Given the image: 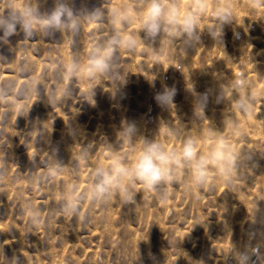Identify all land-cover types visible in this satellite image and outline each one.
<instances>
[{"label":"rangeland","instance_id":"1","mask_svg":"<svg viewBox=\"0 0 264 264\" xmlns=\"http://www.w3.org/2000/svg\"><path fill=\"white\" fill-rule=\"evenodd\" d=\"M78 1L72 0L74 9L78 10L80 6H84V8L87 7L88 10H91L101 7L104 3L106 13L110 12L108 10H111L114 6L119 7L127 2V0ZM10 2L22 6L24 0H0V11H4ZM179 3L183 10L185 7H193L196 0H179ZM202 3L204 4V10L199 30L203 32L205 28L206 32L207 28V33L212 26L211 22L215 19L211 13L215 11L216 6L221 4L231 7L232 24L224 26L221 45L217 43V46L205 32H201L202 35L200 37L203 40L200 39V43L191 47L179 39L174 44H168L166 43L167 34L163 33L155 43L145 41L138 44L134 50L121 49L117 54V71L116 67L114 69L115 72L120 74L121 78H103L93 82L92 87L96 88L94 89L95 95L93 97L94 106L91 105L88 99L89 78L86 73L73 78L70 84H67L72 91L70 98L62 101L60 99V91L66 84L63 73L69 58L73 55H78L81 58L85 57L92 42L106 39L111 33L112 26L107 19L105 26L99 29L95 25L85 23L81 27L79 34L71 42L65 39L68 44L64 38L68 39L69 37L60 33H55L49 37H44L37 33L35 37L28 39L19 29H17L16 35L8 38L7 43H0V58H3L0 59V162H2L0 163V249H2L5 259L11 260L16 257L19 264H197V262H202V264H235V260L231 255H228L231 245L238 251H244L245 249L256 248L258 246L257 243H259L261 245V247L259 245V253L250 257L249 264H264V259L259 258L264 256V236H262L264 235V196H262L264 194V186H262L264 181L262 180L264 179L261 178L264 177L261 175L262 173L264 174V164H262L264 161H261L264 157V147H262L264 146V111L260 110V107L264 105V100L262 101L264 99L262 96L264 95H258L259 93L264 94V87L262 88L264 86V54H262L264 46L262 47V45L264 44H261L264 41V28L262 27L264 26V13H262L264 12V0H202ZM38 4L42 12L49 11L53 6V0H38ZM127 32H139L138 25L136 23L128 25ZM139 34L143 38V33L140 32ZM204 35H206V38ZM246 35L250 37H246ZM258 35L261 37H259L261 43L257 40ZM94 36L95 39H93ZM232 36L233 39H231ZM253 37L257 40V43H255L256 40ZM242 38L246 40H242ZM206 39L207 41H205ZM209 40H212V42ZM239 41L244 42L240 45ZM62 42L66 44L64 46L68 50L64 48ZM260 44L261 47H258ZM239 45L240 49H238ZM212 46L219 51H215L216 48ZM255 46L260 50L263 49V51L255 49ZM153 48L159 54L160 58L158 60L153 57ZM224 51L229 53L227 54ZM237 54H240L241 61ZM252 56L255 57L256 62H254L255 59ZM231 57L233 60H230ZM193 59L198 63L194 64ZM226 59H228V64ZM235 59H238V61L236 62ZM229 60L231 63H229ZM246 61L248 65H246ZM232 63L237 64L231 65ZM243 65L245 70H248H243L245 71L244 74L242 73ZM228 66L232 67L233 71ZM233 67H238V69ZM189 70H192V72ZM229 70L232 73L236 71L234 74H238V76L242 73L243 75L241 76L247 82V95L251 102V110L254 109L249 113L251 116H248V112H245L247 113L245 117V113L241 114L235 111L233 102L242 95L239 89L232 88L230 99L228 92L225 91V86L230 87L234 79L238 78V76L233 74L234 78L229 77L232 76ZM224 71L226 73L223 74ZM205 72L208 73L204 75ZM227 72L230 74L228 73V75ZM246 73H248V76ZM250 74L252 78L251 76L249 77ZM216 75H220V77ZM223 75L224 77H222ZM125 76L126 80L124 83L122 78ZM154 76L156 77L155 80L149 83ZM226 77L227 79H225ZM193 79H195L193 82L190 81ZM103 81L105 84H103ZM110 82L113 83L111 84ZM186 82L188 84L192 82L196 94L207 93V103L210 104L206 106L207 108L210 107L208 112L212 113L205 111L206 120H194L192 112L194 97L186 91V86L188 85ZM117 84L120 86L116 89ZM165 87L175 88L176 90V95L173 98L174 109L167 110L162 108L155 100L156 94L162 92ZM219 91L223 93V101L216 102ZM185 92H187L189 97H187L188 95ZM233 92L234 94H232ZM52 96L56 97L55 101L50 99ZM257 97H260L258 103L260 104L262 101V105H258ZM231 103L234 105L232 106ZM230 106H232L233 110H229ZM255 106H258V108ZM104 107L107 112H105ZM191 107L192 111H189ZM226 109L227 115H229V111L232 119L236 121L238 132L223 124L222 120L227 115L221 112ZM254 111L256 112L255 116ZM68 113L70 117L67 115ZM211 114L214 115L211 116ZM259 115H261L260 118ZM256 116H258V119ZM96 117L99 120L104 119L103 121L100 120L102 124L98 119L96 120ZM254 118L255 120L253 121ZM241 120L243 121L241 122ZM247 121H252V124L250 123L251 126L247 124ZM162 122L168 123L170 127L176 129L179 135L176 139H172L161 130L156 138L165 146L166 150H176L177 152L180 151L182 140L189 136H195L199 138L197 142L198 154L206 156L212 151L211 149H214L208 133L209 127L211 126L214 129L217 128L215 130L221 131L225 142H227L226 144H230H228V147L233 144V147L229 149L232 151L234 148L233 151L235 153L232 152L235 155L239 152L238 157L240 159L237 158V168H239V165L240 168L237 169V172L239 173L240 170V173H237L236 176L239 175L240 177L238 176V178L234 179L235 176L233 178L235 185L232 183L233 185L226 186L218 171L210 166V169L214 168L215 171L211 170L208 176L209 179L207 178L201 187L196 188L192 185L189 178L191 177L189 170L178 168L176 180L171 185L163 186L166 197L164 199H161L154 192L147 191L142 183L136 182L133 189L136 193L134 203L125 202L119 195L104 203L90 201L86 193L93 169L104 164L107 167L111 161V157L106 151L107 143L113 144L118 154L129 163L134 160V153L130 151L126 143L121 142L119 137H117L122 125L124 123H134L138 128V135L153 139ZM255 126L256 128H254ZM77 127L78 131L76 130ZM242 127H245V130L249 127V130L240 129ZM241 130H244V132ZM245 133L250 134L247 135L249 137ZM253 134L257 136L258 141L261 138V142L259 141L260 144L262 143L261 146ZM244 136L246 137L244 138ZM253 137L255 140H253ZM248 138L250 143H248ZM234 141L237 145L233 143ZM245 141L247 142L245 143ZM251 144L253 146H250ZM255 145L257 148L259 146V150L255 148ZM238 146L242 151H238ZM247 146H250L251 149H248ZM135 147L138 150L140 144L136 143ZM252 147L255 149H252ZM79 148L82 150L80 151ZM85 150L88 151L89 156L87 163L84 164L80 162L78 156ZM260 150L263 151L260 152ZM250 153L255 156V161L249 160L253 156ZM256 154L258 155L256 156ZM95 158L98 160H95V166H92L94 161H91V159L94 160ZM55 159L65 167L56 175H52L51 167ZM241 159L245 163L239 161ZM101 162L104 163L102 164ZM249 163H253L251 165L252 172L250 165H246ZM256 163L262 166L259 167ZM241 164L246 166H241ZM245 167L248 168L245 172L247 171L249 174L247 172L243 173L244 169H246ZM254 171L256 176L259 175L260 178L253 174ZM183 173H187V176L183 175ZM252 174L253 180L251 179ZM211 175H213V179ZM185 179L187 183L183 182V185L182 181H185ZM214 179L215 181H213ZM254 179L257 180L256 183ZM241 181L244 183H241ZM246 181L249 184V188L246 187ZM219 182H223L227 187L228 191L225 188L226 194L223 191L225 186H222L223 184L221 183V187ZM238 182L242 186L239 185L240 183L237 184ZM252 185L254 186L253 189L256 190L255 192L250 190ZM69 186H75V194L83 197L80 205V214L77 216H68L62 210L63 201L61 200V194L67 193ZM236 186L241 188L238 187L236 189ZM229 188L232 189L229 190ZM194 191L199 196L194 195L196 194ZM231 192L233 196L234 194L236 195V197L234 196L235 198ZM251 194L254 196H251ZM210 195L215 196L214 198H216L217 202ZM155 197H157V201ZM210 199L213 200L211 201ZM252 200L254 203L251 202ZM166 201L167 204L165 203ZM255 201L256 205L252 208ZM213 202L215 205L218 204L220 211L217 205V207L213 205ZM226 203L233 208L234 212H231V209L229 210L230 206L228 207ZM173 204L176 205L174 209L171 207ZM165 205L169 207H165ZM161 206L163 207L161 208ZM246 208H248L247 211ZM256 208L255 218L259 219L260 217V222L259 220L257 222L255 218L254 220L256 221L253 220V213ZM235 210L237 211L235 212ZM217 212L218 216H216ZM237 213H242L241 215L244 216L248 215L245 218L241 216L237 219L238 217L236 218V216H240ZM156 216L157 218H155ZM227 217V220L223 219ZM247 217L252 218L250 220ZM240 219L241 222H237ZM252 220L258 225L256 223V226L253 225ZM223 223L225 224L221 225ZM259 223L261 227L255 229L260 226ZM160 225L162 226L160 227ZM127 226L131 229L127 228ZM169 226L171 229H169ZM247 226H252V230ZM229 227L231 229H228ZM104 228L110 233L106 234L107 232ZM126 228L129 232L132 230L130 232L132 234L129 235ZM253 229H255L254 232ZM182 231L185 233H182ZM255 232H259L260 239H257L258 235L257 233L255 235ZM99 233L101 234L99 235ZM143 234L145 236L141 238L140 236ZM157 234L158 236L160 235L161 239ZM261 237H263V240L260 242L258 240H261ZM146 238L149 239L147 240L148 242H146ZM15 239L18 240H16V243L14 242ZM151 240H156V245H154V241V244H152ZM144 243L150 244L149 247L146 245L145 249L143 247ZM153 248L156 249L154 250ZM20 251H23V254ZM33 255H37V257L34 258ZM0 264H6V262L2 261V257H0Z\"/></svg>","mask_w":264,"mask_h":264},{"label":"clouds","instance_id":"2","mask_svg":"<svg viewBox=\"0 0 264 264\" xmlns=\"http://www.w3.org/2000/svg\"><path fill=\"white\" fill-rule=\"evenodd\" d=\"M203 10L202 0H196L193 7H185L183 10L179 0H127L125 4L111 8L108 13L105 12L104 3L99 8L77 10L72 6V0H53L51 10L42 12L38 0H24L22 6L10 2L4 11H0V43H7L9 37L17 34V29L28 39L35 37L37 33L44 37L60 33L69 37L71 42L85 23L95 25L99 29L105 26L107 19L112 26L111 33L106 39L92 42L85 57L73 55L69 58L63 73L66 84L60 91L62 101L70 98L72 91L67 84H70L73 78L86 73L89 78L88 99L91 105H94L96 88L92 87L93 82L103 78H121L120 74L114 71L117 54L121 49L134 50L138 44L145 41L155 43L163 33L167 34L168 44H174L177 39L182 40L189 47L200 43L199 27ZM211 15L215 19L212 21L208 35L215 43L221 45L224 26L232 24L231 7L217 5ZM132 23L138 25L139 32H127L128 25ZM140 32L143 33V38ZM152 52L154 59L158 60L160 57L156 49L153 48ZM155 78L154 76L149 83ZM122 79L125 83L126 76ZM118 86L120 85L117 84L116 89ZM232 88L239 89L242 93L240 98L234 101L235 111L241 114L250 113L251 102L247 95V82L240 76L231 87H226L225 91L230 94ZM186 91L194 97V120L205 119L207 93L196 94L191 82L186 86ZM175 95V88L165 87L162 92L156 94L155 100L160 107L170 110L175 107L173 103ZM50 99L55 101L56 97L52 96ZM220 101H223V93L219 91L216 102ZM223 124L238 132L237 123L230 115L225 116ZM161 130L172 139H176L179 135L176 129L162 122L154 138L147 139L138 135V128L134 123H124L117 137L134 153V160L129 163L118 154L113 144L107 143L106 151L111 157L110 164L107 167L101 165L93 169L86 193L88 199L104 203L119 195L125 202L134 203L136 193L133 189L136 182L142 183L147 191L154 192L164 199L166 197L163 186L171 185L176 180L178 168L189 170L192 185L196 188L201 187L207 180L211 171L210 166H214L226 186L232 185L233 178L237 174V156L229 149L221 131L209 127L208 133L214 149L205 156L198 154L199 138L195 136L182 140L179 152L166 150L156 138ZM136 143L140 144L138 150L135 147ZM88 156L89 153L85 150L79 154L78 159L81 163H86ZM64 167L55 159L51 167L52 175H56ZM75 192V186H69L68 192L61 194L62 210L68 216L80 214L83 197L77 196ZM256 212L257 208L253 213V220ZM258 253L259 246L238 251L231 245L228 255L235 260V264H249L250 257ZM0 257L6 264H19L16 257L11 260L5 259L2 249H0ZM259 258L264 259V256Z\"/></svg>","mask_w":264,"mask_h":264},{"label":"bare ground","instance_id":"3","mask_svg":"<svg viewBox=\"0 0 264 264\" xmlns=\"http://www.w3.org/2000/svg\"><path fill=\"white\" fill-rule=\"evenodd\" d=\"M79 1H80V0H79ZM79 1H78V2H79ZM119 1H120V0H119ZM220 1H221V0H220ZM82 2H83V1H82ZM107 2H108V1H107ZM117 2H118V1H117ZM218 2H219V1H218ZM216 3H217V2H216ZM79 4H80V3H79ZM79 4H78V5H79ZM113 5H114V4H113ZM116 5H117V4H116ZM215 5H216V4H215ZM218 5H219V4H218ZM220 5H221V4H220ZM76 6H77V3H76ZM109 6H110V4H109ZM109 6H108V8H109ZM114 7H115V6H114ZM80 8H84V6H83V7L80 6ZM86 8H87V7H86ZM108 8H107V9H108ZM263 8H264V7H263ZM75 9H76V8H75ZM259 10H260V9H259ZM262 10H263V9H262ZM108 11H110V10H108ZM262 13H264V12H262ZM211 20H212V19H211ZM105 21H106V20H105ZM107 21H108V20H107ZM263 22H264V21H263ZM105 23H107V22H105ZM201 23H202V22H201ZM211 23H212V22H211ZM86 24H88V23H86ZM108 24H109V23H108ZM263 24H264V23H263ZM263 24H262V25H263ZM88 25H89V24H88ZM262 25H261V26H262ZM206 26H207V25H206ZM207 27H209V26H207ZM211 27H212V26H211ZM262 27L264 28V26H262ZM260 28H261V27H260ZM93 29L95 30V28H93ZM209 29H211V28H209ZM261 29H262V28H261ZM202 30H203V28H202ZM199 31H200V30H199ZM201 32H202V31H201ZM203 32H205V28H204V31H203ZM203 32H202V33H203ZM205 33H206V34L209 33V32L207 33V28H206V32H205ZM205 33H204V34H205ZM262 33H263V32H262ZM262 33H261V34H262ZM94 34H95V33H94ZM257 34H258V32H257ZM257 34H256V35H257ZM201 35H202V34H201ZM259 35H260V34H259ZM259 35H258V37H257V38H258L257 40H259V39L261 38V37H260L261 35H260V36H259ZM205 36H206V35H204V37H205ZM247 36H249V35H246V37H247ZM208 37H210V36L208 35ZM243 37H244V36H243ZM249 37H250V36H249ZM249 37H248V38H249ZM259 37H260V38H259ZM205 38H206V37H205ZM205 38H204V39H205ZM210 38H211V37H210ZM234 38H235V37H234ZM253 38H254V37H253ZM253 38H252V39H253ZM255 38H256V36H255ZM255 38H254V39H255ZM263 38H264V37H263ZM65 39H66V40H69V38H68V39H67V38H64V40H65ZM93 39H95V36H94ZM200 39H202V37H200ZM231 39H233V36L231 37ZM235 39H236V38H235ZM243 39H244V38H242V40H243ZM66 40H65V41H66ZM202 40H203V39H202ZM244 40H246V39H244ZM248 40H249V39H248ZM250 40H251V38H250ZM255 40H256V39H255ZM255 40H254V42H255ZM257 40H256L255 43H257ZM93 41H94V40H93ZM205 41H207V39H206ZM209 41H210V40H209ZM233 41H234V40H233ZM66 42H67V41H66ZM210 42H212V40H211ZM231 42H232V41H231ZM236 42H237V41H236ZM239 42H240V41H239ZM239 42H238V43H239ZM243 42H244V41H243ZM243 42H240V45H241V43H243ZM248 42H249V41H248ZM252 42H253V41H252ZM259 42L261 43L260 40H259ZM259 42H258V43H259ZM205 43L207 44V42H205ZM214 43H215V42H214ZM36 44H37V43H36ZM67 44H68V42H67ZM216 44H217V43H216ZM234 44H235V42H234ZM249 44H250V43H249ZM261 44H264V41H263V43H261ZM261 44L258 45V47H259V46L261 47ZM62 45L64 46V45H66V44H64V42H62ZM212 45H213V44H212ZM237 45H238V44H237ZM240 45L238 46V47H239L238 49L241 48ZM242 45H243V44H242ZM244 45H245V44H244ZM254 45H255V44H254ZM63 46H62V47H63ZM67 46H68V45H67ZM208 46H209V45H207V47H208ZM214 46H216V45H214ZM217 46H218V44H217ZM232 46H233V45H232ZM256 46H257V45H256ZM256 46H255V49L257 48ZM263 46H264V45H262V47H263ZM212 47H213V46H212ZM229 47H230V46H229ZM64 48H67V47L64 46ZM208 48H210V47H208ZM213 48H216V47H213ZM218 48H219V47H218ZM236 48H237V47H236ZM58 49H59V48H58ZM216 49H217V48H216ZM216 49H215V51H219L218 49H217V50H216ZM219 49H221V48H219ZM253 49H254V48H253ZM257 49H258V48H257ZM62 50H63V49H62ZM67 50H68V48H67ZM209 50H210V49H209ZM258 50H260V49H258ZM256 51H257V50H256ZM260 51H263V49H261ZM224 52H226V51H224ZM66 53H67V52H66ZM226 53H227V52H226ZM228 53H229V52H228ZM228 53H227V54H228ZM234 53H235V52H234ZM258 53H259V52H258ZM260 53H262V52H260ZM60 54H61V52H60ZM235 54H236V53H235ZM262 54H264V51H263ZM63 55H64V54H63ZM68 55H69V54H68ZM68 55H67V56H68ZM231 55H232V54H231ZM237 55L239 56L240 54H237ZM241 55H242V54H241ZM259 55H260V54H259ZM225 56H228V55H225ZM225 56H224V57H225ZM261 56H262V55H261ZM232 57H233V56H232ZM232 57L230 58V60L232 59ZM239 57H240V56H239ZM239 57H238V58H239ZM250 57H251V56H250ZM252 57H253V56H252ZM66 58H67V57H66ZM132 58H133V57H132ZM132 58H131V59H132ZM135 58H136V57H135ZM236 58H237V57H236ZM243 58H244V57H243ZM253 58L255 59V57H253ZM131 59H130V60H131ZM213 59H214V58H213ZM228 59H229V57H228ZM228 59H226L227 64H228V61H227ZM260 59H262V58H260ZM133 60H134V59H133ZM133 60H132V61H133ZM185 60H186V59H185ZM185 60H184V61H185ZM230 60H229V63H231ZM232 60H233V59H232ZM235 60H236V62L238 61V59H235ZM239 60H240V61L242 60L241 57H240ZM244 60H245V59H244ZM61 61H62V63H63L62 58H61ZM135 61H136V59H135ZM187 61H188V60H187ZM193 61H194V59H193ZM223 61L225 62V60H223ZM240 61H239V62H240ZM248 61H249V60H248ZM64 62H65V61H64ZM148 62H149V60H148ZM194 62H195V61H194ZM194 62H192V63H194ZM239 62H238V63H239ZM243 62H244V61H243ZM249 62H250V61H249ZM254 62H256V59H255ZM259 62H260V61H259ZM62 63H61V64H62ZM185 63H186V62H185ZM197 63H198V62H195L194 64H197ZM220 63H221V62H220ZM245 63H246V65H248V64H247V61H246ZM261 63H262V62H261ZM187 64H188V63H187ZM187 64H186V65H187ZM227 64H226V66H227ZM234 64H237V63H234ZM234 64L232 63L231 65H234ZM242 64H244V63H242ZM249 64H250V63H249ZM262 64H263V63H262ZM262 64H260V65H262ZM188 65H189V64H188ZM214 65H215V64H214ZM224 65H225V64H224ZM224 65H223V66H224ZM231 65H230V66H231ZM239 65H240V63H239ZM239 65H238V66H239ZM251 65H252V64H251ZM212 66H213V65H212ZM235 66H236V65H235ZM240 66H241V65H240ZM253 66H254V63H253ZM255 66H256V64H255ZM245 67H246V66H245ZM259 67H261V66H259ZM263 67H264V66H263ZM191 68H192V67H191ZM206 68H208V67H206ZM215 68H216V67H215ZM228 68L231 69V71H233L232 67L230 68V67L228 66ZM233 68H237V69H238V67H233ZM242 68H244V65H243ZM211 69H212V68H211ZM223 69H224V67H223ZM240 69H241V67H240ZM261 69H262V68H261ZM185 70H186V68H185ZM213 70H214V69H213ZM213 70H212V71H213ZM215 70H216V69H215ZM226 70H227V69H226ZM243 70H245V68L242 69V73H243V74H244L245 71H248L247 69H246L245 71H243ZM116 71H117V66H116ZM189 71L192 72V70H189ZM199 71H202V70H199ZM210 71H211V70H210ZM231 71L229 70V72H231ZM234 71H235V70H234ZM250 71H251V70H250ZM191 72H190V73H191ZM194 72H195V70H194ZM196 72H197V71H196ZM203 72H204V71H203ZM229 72H227V74H228ZM235 72H236V71H235ZM235 72H234V73H235ZM237 72H238V71H237ZM239 72H240V71H239ZM185 73H187V72H185ZM197 73H198V72H197ZM201 73H202V72H201ZM206 73H208V72H205L204 75H206ZM209 73H211V72H209ZM224 73H226V71H224L223 74H224ZM234 73L231 72V75L233 74V75L238 76V74H234ZM242 73L240 74V76L243 75ZM263 73H264V71H263ZM5 74H7V73H5ZM193 74H195V73H193ZM229 74H230V73H229ZM229 74H228V75H229ZM246 74H247V76H248V73H246ZM186 75H187V74H186ZM190 75H191V74H190ZM200 75H201V74H200ZM220 75H222V74H220ZM220 75H216V76H217V77H220ZM233 75H232V76H229V77H231V78L233 77V78H234ZM3 76H5V75L3 74ZM240 76H238V77H240ZM250 76H251V78H252V75H251V74L249 75V77H250ZM261 76H262V75H261ZM5 77H6V76H5ZM7 77H8V76H7ZM195 77H196V75H195ZM203 77H204V76H203ZM222 77H224V75H223ZM229 77H228V78H229ZM253 77H254V76H253ZM263 77H264V75H263ZM196 78H197V77H196ZM205 78H207V77H205ZM235 78H236V77H235ZM246 78H247V77H246ZM198 79L201 81V79H200L199 77H198ZM225 79H227V77H226ZM248 79H250V78H248ZM253 79H254V78H253ZM262 79H263V78H262ZM262 79H261V80H262ZM194 80H195V79L190 80V81L193 82ZM231 80H232V79H231ZM231 80H230V81H231ZM246 80H247V79H246ZM250 80H252V79H250ZM203 81H204V80H203ZM234 81H235V79H234ZM253 81H254V80H253ZM100 82H101V81H100ZM187 82H188V81H187ZM187 82H186V83H187ZM192 82H191V83H192ZM226 82H227V81H226ZM261 82H262V81H261ZM110 83H111V82H110ZM112 83H113V82H112ZM112 83H111V84H112ZM103 84H105L104 81H103ZM187 84H188V83H187ZM229 84H231V83H229ZM261 84H262V83H261ZM262 85H263V84H262ZM101 86H102V85H101ZM225 87H227V85H226ZM230 87H231V86H230ZM263 87H264V86H262V88H263ZM105 88H106V87H105ZM105 88H104V89H105ZM110 89H111V88H110ZM108 90H109V89H108ZM108 90H107V91H108ZM112 91H113V90H112ZM112 91H111V92H112ZM108 92L110 93V91H108ZM226 92H227V91H226ZM253 92H254V91H253ZM185 93L187 94V92H185ZM254 93H255V92H254ZM262 93H263V92H262ZM228 94H229V93H228ZM232 94H234V92H233ZM232 94H231V95H232ZM187 95H188V94H187ZM187 95H186V96H187ZM253 95H254V94H253ZM258 95L261 96V95H264V94L259 93ZM229 96H230V94H229ZM232 96L234 97V95H232ZM255 96H256V95H255ZM187 97H189V95H188ZM262 97L264 98V96H262ZM230 98H231V96L229 97V99H230ZM259 99H260V97H259V98L257 97V103L259 102V101H258ZM59 100H60V99H59ZM233 100H235V99H233ZM263 100H264V99H262V101H263ZM229 101H230V100H229ZM231 101H232V100H231ZM231 101H230V102H231ZM262 101L260 102L261 105H262ZM188 102H189V101H188ZM232 102H233V101H232ZM90 103H91V102H90ZM233 103H234V102H233ZM254 103H255V102H254ZM105 104L107 105V103H105ZM176 104H178V103H176ZM186 104H187V103H186ZM207 104H210V103H207ZM207 104H206V105H207ZM260 104L258 103V105H260ZM263 104H264V101H263ZM190 105H191V104H190ZM229 105H230V104H229ZM231 105L233 106L234 104L231 103ZM254 105H256V104H254ZM93 106H94V105H93ZM181 106H182V105H181ZM188 106H189V104H188ZM232 106H230L229 110L232 109ZM211 107H212V106H211ZM228 107H229V106H228ZM228 107H227V108H228ZM234 107H235V105H234ZM253 107H254V106H253ZM255 107L258 108V106H255ZM96 108H97V103H96ZM104 108H105V107H104ZM209 108H210V107H209ZM209 108H207V106H206V110H205V111H207V112L210 111V110H208ZM223 108H224V107H223ZM223 108H222V109H223ZM107 109H109V108L107 107ZM255 109H256V108H255ZM261 109H262V111H264V105H262V106L260 107V110H261ZM97 110H98V109H97ZM103 110H104V109H103ZM232 110H233V109H232ZM253 110H254V109H253ZM253 110H251V111H253ZM257 110H258V109H257ZM189 111H192V107H191V110L189 109ZM212 111H214V110H212ZM221 111H222V110H221ZM58 112H60V111H58ZM58 112H57V114H58ZM99 112H100V111H99ZM105 112H107V111H106V108H105ZM109 112H110V111H109ZM187 112H188V111H187ZM192 112H193V111H192ZM207 112H206V114H208V113H212V112H208V113H207ZM226 112H227V109H226L224 112H221V113H224V115H225ZM236 112H237V111H236ZM75 113H76V112H75ZM97 113H98V112H97ZM250 113H251V112H250ZM257 113H258V112H257ZM259 113H260V112H259ZM105 114H106V113H105ZM204 114H205V112H204ZM228 114L230 115L229 111H228ZM237 114H238V113H237ZM246 114H247V113H245V117H246ZM248 114H249V113H248ZM58 115H59V114H58ZM67 115L69 116V113H68ZM97 115H98V114H97ZM208 115H209V114H208ZM212 115H214V114H211V116H212ZM226 115H227V113H226ZM252 115H253V112H252ZM255 115H256V112L254 111V116H255ZM261 115H262V112H261ZM261 115H259V118L261 117ZM59 116H60V115H59ZM99 116H100V115H99ZM99 116H98V117H99ZM105 116H106V115H105ZM232 116H233V115H232ZM239 116H240V115H239ZM248 116H251V114H249ZM248 116H247V117H248ZM254 116H253V117H254ZM69 117H70V116H69ZM71 117H72V115H71ZM103 117H104V116H103ZM205 117L207 118V115H206ZM221 117H222V116H221ZM224 117H225V116H224ZM234 117H235V116H234ZM257 117H258V116H256V118H257ZM99 118H101V117H99ZM249 118H250V117H249ZM71 119H72V118H71ZM97 119H98V118L96 117V120H97ZM208 119H209V118H208ZM211 119H212V117H211ZM222 119H223V117H222ZM240 119H241V118H240ZM244 119H246V118H244ZM257 119H258V118H257ZM262 119H263V118H262ZM98 120H99V119H98ZM100 120H101V119H100ZM100 120H99V122L103 121L104 119L102 118V120H101V121H100ZM108 120H109V119H108ZM201 120H202V119H201ZM205 120H206V119H205ZM247 120H248V119H247ZM251 120H252V119H251ZM254 120H255V118L253 119V121H254ZM260 120H261V119H260ZM106 121H107V120H106ZM222 121H223V120H222ZM242 121H243V120H241V122H242ZM263 121H264V120H263ZM94 122H95V121H94ZM219 122H220V121H219ZM241 122H240V123H241ZM258 122H259V120H258ZM97 123H98V121H97ZM221 123H222V122H221ZM250 123L252 124V121H251V122H248V121H247V124L250 125ZM253 123H254V122H253ZM256 123H257V122H256ZM101 124H102V122H101ZM107 124H108V122H107ZM212 124H213V122H212ZM241 124H242V123H241ZM243 124H244V122H243ZM247 124H246V125H247ZM254 125H256V124L254 123ZM259 125H260V124H259ZM100 126H101V125H100ZM216 126H217V125H216ZM242 126H243V125H242ZM244 126H245V124H244ZM250 126H251V125H250ZM256 126H257V125H256ZM256 126H255L254 128H256ZM107 127H108V126H107ZM219 127H220V126H219ZM246 127H247V126H246ZM258 127H259V126H258ZM101 128H102V127H101ZM105 128H106V127H105ZM244 128H245V127H242V128H240V129H244ZM254 128L252 129V127H251L252 130H254ZM74 129H75V128H74ZM79 129H80V128H79ZM106 129H107V128H106ZM108 129H109V128H108ZM213 129H214V127H213ZM215 129H217V128H215ZM215 129H214V130H215ZM225 129H226V128H225ZM240 129H239V130H240ZM247 129L249 130V127H248ZM247 129H246V130H247ZM251 129H250V130H251ZM258 129H259V128H258ZM258 129H257V130H258ZM76 130L78 131V127H77ZM221 130H222V128H221ZM244 130H245V129H244ZM244 130H241V131L244 132ZM246 130H245V131H246ZM259 131H260V130H259ZM82 132H83V131H82ZM247 132L249 133V131H247ZM247 132H246V133H247ZM253 132H254V131H253ZM256 132H257V131H256ZM57 133H58V131H57ZM59 133H60V132H59ZM246 133H245V134H246ZM250 133H251V131H250ZM254 133H255V132H254ZM257 133H258V132H257ZM257 133H256V134H257ZM259 133H260V132H259ZM191 134H192V132H191ZM245 134H244V135H245ZM251 134H252V133H251ZM263 134H264V133H263ZM63 135H64V134H63ZM79 135H80V134H79ZM247 135H250V134H246V136H247ZM253 135H255V134H253ZM240 136H242V135L240 134ZM246 136H244V138H245ZM255 136H256V135H255ZM261 136H262V135H261ZM261 136H260V137H261ZM66 137H67V136H66ZM72 137H73V136H72ZM247 137H249V136H247ZM250 137H251V136H250ZM262 137H263V136H262ZM79 138H80V137H79ZM253 138H254V137H253ZM61 140L63 141L64 139H61ZM81 140H82V139H81ZM237 140H238V139H237ZM243 140H244V139H243ZM250 140H251V139H250ZM253 140H255V138H254ZM256 140H257V136H256ZM260 140H261V138H260ZM260 140H259V141H260ZM262 140H263V139H262ZM64 141H65V140H64ZM257 141H258V140H257ZM257 141H256V142H257ZM259 141H258V142H259ZM69 142H70V141H69ZM83 142H84V141H83ZM241 142H242V139H241ZM246 142H247V141H245V143H246ZM256 142H255V144H256ZM260 142H261V141H260ZM260 142H259V145L261 146L262 143L260 144ZM66 143H67V142H66ZM226 143H227V142H226ZM233 143H235V141H234ZM245 143H243V144H245ZM248 143H250V142H249V138H248ZM251 143H252V142H251ZM63 144H65V143H63ZM67 144H68V143H67ZM67 144H65V145H67ZM228 144H229V143H228ZM228 144H227V145H228ZM239 144H240V143H239ZM253 144H254V143H253ZM253 144H251L250 146H253ZM50 145H51V144H50ZM65 145H63L64 148H66ZM212 145H214V144H212ZM212 145H211V147H212ZM229 145H230V144H229ZM235 145H237V144L235 143ZM235 145H234V147H235ZM256 145H258V144H256ZM256 145H255V146H256ZM263 145H264V144H263ZM77 146H78V144H77ZM239 146H240V145H239ZM239 146H238V147H239ZM241 146H242V145H241ZM245 146H246V145H245ZM250 146H249V147L247 146L248 149H249V148L251 149ZM255 146H254V147H255ZM230 147H233V144H231ZM230 147H229V148H230ZM243 147H244V146H243ZM247 147H245V148L247 149ZM262 147H264V146H262ZM50 148H51V147H50ZM76 148H77V147H76ZM235 148H237V147H235ZM241 148H242V147H241ZM255 148H257V146H256ZM255 148L252 147V149H255ZM258 148H259V146H258ZM258 148H257V150H259ZM260 148H261V147H260ZM74 149H75V148H74ZM239 149H240V147H239ZM239 149H238V151H242L241 149H240V150H239ZM242 149H244V148H242ZM246 149H245V150H246ZM77 150H78V148H77ZM77 150H76V152H77ZM79 150L81 151L82 149L79 148ZM209 150H210V149H209ZM211 150H213V149H211ZM211 150H210V151H211ZM233 150H234V148H233ZM233 150H232V151H233ZM257 150H256V151H257ZM175 151H176V150H175ZM201 151H202V150H201ZM250 151H251V150H250ZM250 151H249V152H250ZM252 151H254V150H252ZM262 151H263V150H262ZM262 151L260 150V152H262ZM101 152H102V151H101ZM105 152H106V151H105ZM233 152H234V151H233ZM236 152H237V151H236ZM243 152L245 153L244 150H243ZM254 152H255V151H254ZM254 152H253V153H254ZM263 152H264V151H263ZM78 153H79V152H78ZM203 153H204V152H203ZM234 153H235V152H234ZM238 153H239V152H238ZM238 153H236L237 158H239V157H238V156H239ZM240 153H241V152H240ZM253 153H250V154L253 155ZM255 153H256V152H255ZM258 153H259V151H258ZM101 154H102V153H101ZM204 154H205V153H204ZM237 154H238V155H237ZM241 154H242V153H241ZM250 154H249V155H250ZM103 155H104V154H103ZM257 155H258V154H256V156H257ZM260 155L263 157V155H262L261 153H260ZM101 156H102V155H101ZM101 156H100V158H102ZM243 156H245V154H243ZM243 156H242V157H243ZM103 157H104V156H103ZM253 157H254V158H253ZM259 157H260V156H259ZM108 158H109V157H108ZM251 158H253V159H249V160H254V159H256L254 155H253ZM102 159H103V158H102ZM110 159H111V158H110ZM239 159H240V158H239ZM243 159H244V158H243ZM243 159H241V160H239V161L243 162V161H242ZM95 160H98V159H96V158H95L94 160L91 159V161H94L93 164L91 163L92 166H93V165L95 166V164H94V163H95ZM103 160H104V159H103ZM107 160H108V159H107ZM246 160H247V159H246ZM249 160H248V161H249ZM108 161H109V160H108ZM254 161H255V160H254ZM256 161H257V160H256ZM261 161H264V157L262 158ZM89 162H90V161H89ZM96 162H97V161H96ZM104 162H105V161H104ZM104 162H103V163H104ZM237 162H238V160H237ZM241 162H240V163H241ZM252 162H253V161H252ZM86 163H87V162H86ZM101 163H102V162H101ZM103 163H102V164H103ZM243 163H245V161H244ZM261 163H262V162H261ZM84 164H85V163H84ZM91 164H89V165H91ZM237 164H238V163H237ZM252 164H253V163H252ZM252 164L249 163V164H246V165H247V166L250 165V169H251V165H252ZM256 164L259 165L258 163H256ZM262 164H264V163H262ZM104 165H105V164H104ZM104 165H103V166H104ZM242 165L246 166L245 164H241V166H242ZM254 165H255V164H254ZM87 166H88V165H87ZM260 166H262V165H259V167H260ZM89 167H91V166H89ZM212 167H214V166H212ZM253 167H254V166H253ZM253 167H252V168H253ZM259 167H258V168H259ZM263 167H264V165H263ZM239 168H240V165H239ZM239 168H237V169H239ZM245 168H246V167H245ZM261 168H262V167H261ZM243 169H244V168H243ZM263 169H264V168H263ZM263 169H262V171H263ZM182 170H184V169H182ZM211 170H214V168L211 169ZM245 170H248V168L244 169V172H243L244 174L247 172V171L245 172ZM252 170H253V169H251V172H252ZM254 170H255V169H254ZM258 170H259V169H258ZM88 171H89V170H88ZM178 171H180V170H178ZM214 171H215V170H214ZM180 172H181V171H180ZM180 172H178V173H180ZM183 172H184V171H183ZM186 172H187V170H186ZM241 172H242V171H241ZM184 173H185V172H184ZM184 173H183V175H186V176H187V173H188V172H187L186 174H184ZM237 173H238V172H237ZM239 173H240V170H239ZM239 173H238V174H239ZM247 173L249 174V172H247ZM259 173L261 174V172H259ZM176 174H177V173H176ZM189 174H190V173H189ZM213 174H214V173H213ZM244 174H243V175H244ZM248 174H247V175H248ZM253 174L256 176L255 171H254ZM253 174L251 175V179H252V180H253V177H252ZM178 175H179V174H178ZM180 175H181V174H180ZM215 175H216V174H215ZM261 175L264 176L263 173H262ZM188 176H189V175H188ZM238 176H239V175H237L234 179L238 178ZM244 176H245V175H244ZM258 176H259V175H258ZM258 176H256V177H258ZM182 177H184V176H182ZM212 177H213V175H211V178H212ZM216 177H217V176H216ZM239 177H240V176H239ZM241 177H242V174H241ZM246 177H247V176H246ZM187 178H188V177H187ZM189 178L191 179V177H189ZM214 178H215V177H214ZM217 178H218V177H217ZM248 178H249V177H248ZM254 178H255V177H254ZM259 178H260V176H259ZM261 178L264 179V177H261ZM208 179H209V178H208ZM212 179H213V178H212ZM215 179H216V178H215ZM215 179H214L213 181H215ZM221 179H222V177H221ZM243 179H245V178H243ZM251 179H250V181H251ZM256 179H257V178H256ZM219 180H220V177H219ZM245 180H247V179H245ZM254 180H255V179H254ZM261 180H262V179H261ZM217 181H218V180H217ZM221 181H222V180H221ZM236 181H237V180H236ZM239 181H240V180H239ZM242 181H243V180H242ZM242 181H241V183H244V182H242ZM256 181H257V180H255L254 182L256 183ZM262 181H264V180H262ZM183 182H186V179H185V181H184V180L182 181V184H183ZM223 182H224V181H223ZM223 182H221V183L223 184ZM186 183H187V182H186ZM219 183H220V182H219ZM221 183H220V186L222 185ZM239 183H240V182H238L237 184H239ZM241 183L239 184L240 186H242ZM247 183H248V182L246 181V184H247ZM255 183H254V184H255ZM224 184H225V183H224ZM224 184H223L222 186H225ZM233 184H234V183H233ZM233 184H232V185H233ZM246 184H244V185H246ZM252 184H253V183H252ZM260 184H261V183H260ZM183 185H184V184H183ZM234 185H235V184H234ZM244 185H243V187H244ZM248 185H249V184H247L246 187L249 188ZM140 186H141V185H140ZM186 186H187V184H186ZM218 186H219V185H218ZM222 186H221V187H222ZM262 186H264V184H263ZM183 187H184V186H183ZM238 187H239V186H238ZM238 187L236 186V189H238ZM246 187H245V189H246ZM253 187H254L253 185H252V188H251V186H250V190H254ZM139 188H140V187H139ZM163 188H164V187H163ZM184 188H185V187H184ZM186 188H187V187H186ZM223 188H224V189H223ZM223 188H222L223 191H225L224 194H226V192L228 191V189H227L226 186L223 187ZM225 188L227 189V191L225 190ZM234 188H235V187H234ZM239 188H241V187H239ZM248 188H247V189H248ZM258 188H259V187H258ZM258 188H257V189H258ZM261 188H263V187H261ZM135 189H136V188H135ZM140 189H141V188H140ZM230 189H232V188H229V190H230ZM263 189H264V188H263ZM263 189H262V190H263ZM179 191H180V190H179ZM223 191H222V194H223ZM255 191H256V190H254V192H255ZM177 192H178V191H177ZM177 192H176V193H177ZM194 192H195V191H194ZM192 193H193V190H192ZM192 193H191V194H192ZM195 193H196V192H195ZM231 193H232V192H231ZM247 193H249V192L247 191ZM263 193H264V192H263ZM228 194H229V192H228ZM194 195H198V194L196 193V194H194ZM155 196H156V195H155ZM175 196H176V195H175ZM192 196H193V194H192ZM198 196H199V195H198ZM221 196H223V195H221ZM225 196H226V195H225ZM232 196H233V193H232ZM234 196L236 197L235 194H234ZM234 196H233V197H234ZM251 196H254V195L251 194ZM262 196H264V194H263ZM176 197H177V196H176ZM210 197L214 198L215 196L213 197V196L210 195ZM228 197H230V195H228ZM233 197H232V199L235 198V197H234V198H233ZM244 197H245V196H244ZM155 198H156V201H157V197H155ZM242 198H243V196H242ZM158 199H159V198H158ZM215 199H216V198H214V200H215ZM246 199H247V198H246ZM252 199L254 200V198H252ZM196 200H197V199H196ZM198 200H199V198H198ZM210 200L212 201L213 199H210ZM229 200H230V199H229ZM253 200H252L251 202L254 203ZM158 201H159V200H158ZM215 201H216V200H215ZM215 201H214V202H215ZM231 201H232V200H231ZM238 201H240V199H238ZM163 202H164V201H163ZM163 202H162V204H163ZM173 202H174V201H173ZM209 202H210V201H209ZM214 202H213V205H215ZM216 202H217V201H216ZM228 202H229V201H228ZM232 202H234V201H232ZM232 202H231V203H232ZM240 202H241V201H240ZM243 202H244V199H243ZM245 202H246V201H245ZM247 202H248V201H247ZM165 203L167 204V201H166ZM174 203H176V202H174ZM229 203H230V202H229ZM235 203H236V202H235ZM237 203H238V202H237ZM253 203H252V204H253ZM226 204L228 205V203H226ZM238 204H240V203H238ZM242 204H243V203H242ZM245 204H246V203H245ZM248 204H249V203H248ZM160 205H161V204H160ZM209 205H211V204H209ZM216 205L218 206V204H216ZM216 205H215V206H216ZM231 205H232V204H231ZM235 205H236V204H235ZM235 205H234V206H235ZM249 205H250V204H249ZM253 205H254V206H253L252 208L255 207V205H256V201H255V204H253ZM166 206L169 207L168 205H165V207H166ZM174 206H176V205H174V204H173V206L171 205V207H173V209H174ZM217 206H216V207H217ZM229 206H230V205H228V207H229ZM241 206L243 207V205H241ZM241 206H240V207H241ZM162 207H163V206H161V208H162ZM213 207H214V206H213ZM237 207H238V206H237ZM256 207H257V206H256ZM219 208H220V207L218 206V209H219ZM163 209H164V208H163ZM163 209H162V210H163ZM175 209H176V207H175ZM218 209H217V210H218ZM230 209H231V212H234V211H233V208H232L231 206H230L229 210H230ZM239 209H240V208H239ZM239 209H238V210H239ZM241 209H242V208H241ZM243 209H244V208H243ZM247 209H248V208H246V211H247ZM250 210H251V209H250ZM219 211H220V209H219ZM236 211H237V210H235V212H236ZM244 211H245V210H244ZM252 211H253V210H252ZM213 212H214V211H213ZM213 212H212V213H213ZM250 212H251V211H250ZM248 213H249V211H248ZM251 213H252V212H251ZM237 214H240V216H239V215L236 216V218L238 217L237 219H239V217H241V216L245 218V217L248 215V214H247V215L245 214L246 216L241 215L242 213H237ZM154 215H155V214H154ZM233 215H234V213H233ZM216 216H218V212H217V215H216ZM249 216H251V215H249ZM229 217H230V216H229ZM155 218H157V216H156ZM247 218H249V217H247ZM251 218H252V217H251ZM251 218H249V219L251 220ZM254 218H255V217H254ZM223 219H226V220H227L228 217H227V218H223ZM249 219H248V221H250ZM255 219H257V218H255ZM259 219H260V217H259ZM259 219H257V222H258ZM155 220H156V219H155ZM219 220L222 221V219H220V218H219ZM226 220H225V221H226ZM243 220H244V219H243ZM245 220H246V219H245ZM208 221H209V220H208ZM221 221H219V222L221 223ZM223 221H224V220H223ZM229 221H230V219H229ZM248 221H247V222H248ZM254 221H256V220H254ZM155 222H156V221H155ZM234 222H235V221H234ZM237 222L240 223V222H241V219H240V221L237 220ZM259 222H260V220H259ZM204 223H205V222H204ZM225 223H226V222H225ZM225 223H223V224H221V225H224ZM244 223H245V221H244ZM249 223H250V222H249ZM253 223H254V222H253V220H252V224H253ZM255 223H256V222H255ZM255 223H254L253 225H255ZM154 224H157V223H154ZM227 224H228V223H227ZM246 224H247V223H246ZM250 224H251V223H250ZM250 224H247V225H250ZM256 224H257V223H256ZM259 224H260V223H259ZM240 225H241V224H240ZM257 225H258V224H257ZM154 226H155V225H154ZM156 226H157V225H156ZM161 226H162V225H160V227H161ZM229 226H230V224H229ZM236 226H237V225H236ZM255 226H256V225H255ZM128 227H129V226H127V228H128ZM165 227H166V226H165ZM220 227H221V226H220ZM247 227H249L250 229L252 228V226H251V227H250V226H247ZM260 227H261V224H260L259 227L255 228V229H259ZM107 228H108V227H107ZM127 228H126V229H127ZM129 228H130V227H129ZM173 228H174V227H173ZM226 228H227V227H226ZM237 228H238V227H237ZM253 228H254V227H253ZM104 229H105V228H104ZM130 229H131V228H130ZM157 229H158V227H157ZM169 229H171L170 226H169ZM228 229H231V227H229ZM240 229H241V227H240ZM255 229H253V232L255 231ZM0 230H1V229H0ZM127 230H128V229H127ZM251 230H252V229H251ZM105 231L107 232L108 230L105 229ZM168 231H170V230H168ZM171 231H172V230H171ZM127 232H129V230H128ZM130 232H132V230H131ZM130 232H129V235L132 234V233H130ZM183 232H184V231H182V233H183ZM93 233H94V232H93ZM109 233H110V232H109ZM109 233L107 232L106 234H109ZM157 233H158V232H157ZM184 233H185V232H184ZM256 233H257V232H255V235H256ZM260 233H261V232H260ZM96 234H98V233L96 232ZM100 234H101V233H99V235H100ZM227 234H228V233H227ZM258 234H259V232L257 233V235H258ZM144 236H145V235L143 234V235H141L140 237L142 238V237H144ZM157 236H158V234H157ZM159 236H160V235H159ZM159 236H158V237H159ZM225 236H226V235H225ZM258 236H259V235H258ZM258 236H257V239H260V236H259V238H258ZM262 236H264V235H262ZM248 237H250V236H248ZM255 237H256V236H255ZM109 238H110V237H109ZM109 238H108V239H109ZM153 238H154V237H153ZM159 238H160V237H159ZM261 238H262V239H261V240H258V241L261 242V241L263 240V237H261ZM6 239H7V238H6ZM156 239H157V237H156ZM160 239H161V238H160ZM247 239H248V238H247ZM13 240H14V239H13ZM13 240H12V241H13ZM16 240H17V239H15V241H14L15 243L18 241V240H17V241H16ZM141 240H142V239H141ZM145 240H146V242H148L147 240H149V239L146 238ZM145 240H144V242H145ZM249 240H250V239H249ZM7 241L9 242V240H7ZM7 241H5V243H7ZM12 241H11V243H12ZM139 241H140V240H139ZM142 241H143V240H142ZM151 241H152V240H151ZM151 241H149V242H151ZM153 241H154V240H153ZM153 241H152V244H154V243L156 242V240L154 241V243H153ZM158 241H159V239H158ZM255 241H256V239H255ZM263 242H264V241H263ZM9 243H10V242H9ZM142 243H143V242H142ZM157 243H158V242H157ZM254 243H255V242H254ZM256 243H257V242H256ZM13 244H14V243H13ZM144 244H145V243H144ZM257 244H258V246L260 245L259 243H257ZM261 244H262V243H261ZM263 244H264V243H263ZM263 244H262V245H263ZM9 245H10V244H9ZM17 245H18V243H17ZM141 245H142V244H141ZM146 245H148V247H149L150 244H147V243H146V244L143 246V247H145V249H146ZM154 245H156V243H155ZM154 245H153V246H154ZM159 245H160V244H159ZM159 245H158V246H159ZM162 245H163V244H162ZM11 246H12V245H11ZM253 246H254V244H253ZM155 247H156V246H155ZM260 247H261V245H260ZM89 248H90V247H89ZM94 248H95V247H94ZM160 248H161V246H160ZM162 248H165V247H162ZM90 249H91V248H90ZM147 249H149V248H147ZM153 249H154V248H153ZM155 249H156V248H155ZM155 249H154V250H155ZM261 249H262V248H261ZM160 250H161V249H160ZM17 251H19V250H17ZM92 251H93V247H92ZM164 251H165V250H164ZM262 251H263V250H262ZM20 252H22V254H23V251H20ZM146 252H147V250H146ZM36 253H37V252H36ZM36 253H35V254H36ZM157 253H158V252H157ZM162 253H163V252H162ZM22 254H21V255H22ZM145 254H146V253H145ZM145 254H144V255H145ZM159 254H160V252H159ZM157 255H158V254H157ZM224 255L227 256L226 254H224ZM24 256H25V255H24ZM30 256H31V255H30ZM27 257H28V256H27ZM27 257H26V259H27ZM31 257H32V256H31ZM33 257L35 258V257H37V255H35V256L33 255ZM228 257H229V256H228ZM24 258H25V257H24ZM229 258H230V257H229ZM28 259H29V257H28ZM227 263H228V262H227Z\"/></svg>","mask_w":264,"mask_h":264}]
</instances>
